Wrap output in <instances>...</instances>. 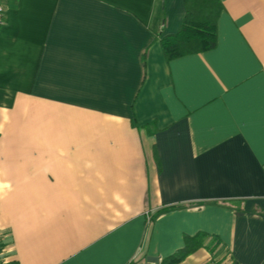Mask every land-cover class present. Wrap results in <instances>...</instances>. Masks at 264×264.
Masks as SVG:
<instances>
[{"label": "crops", "instance_id": "0c3cea01", "mask_svg": "<svg viewBox=\"0 0 264 264\" xmlns=\"http://www.w3.org/2000/svg\"><path fill=\"white\" fill-rule=\"evenodd\" d=\"M1 1V264H264V0L172 59L184 0Z\"/></svg>", "mask_w": 264, "mask_h": 264}, {"label": "trees", "instance_id": "16d2710c", "mask_svg": "<svg viewBox=\"0 0 264 264\" xmlns=\"http://www.w3.org/2000/svg\"><path fill=\"white\" fill-rule=\"evenodd\" d=\"M186 14L179 30L161 39L168 59L212 49L217 44V22L223 10L221 0H184ZM223 241L218 235L199 231L184 236V245L165 257L160 264H178L204 247L212 253L209 264H223L227 255L221 253Z\"/></svg>", "mask_w": 264, "mask_h": 264}, {"label": "built area", "instance_id": "2783aa9c", "mask_svg": "<svg viewBox=\"0 0 264 264\" xmlns=\"http://www.w3.org/2000/svg\"><path fill=\"white\" fill-rule=\"evenodd\" d=\"M7 21V7L6 5L0 0V29L5 25ZM0 239H1V229H0ZM1 250H0V264H1Z\"/></svg>", "mask_w": 264, "mask_h": 264}, {"label": "water", "instance_id": "95a60500", "mask_svg": "<svg viewBox=\"0 0 264 264\" xmlns=\"http://www.w3.org/2000/svg\"><path fill=\"white\" fill-rule=\"evenodd\" d=\"M148 260H149L150 262H156V263H158V262L160 261V258L157 257V256H149V257H148Z\"/></svg>", "mask_w": 264, "mask_h": 264}]
</instances>
